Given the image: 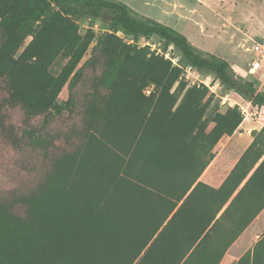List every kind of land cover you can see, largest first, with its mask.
<instances>
[{
    "label": "trees",
    "instance_id": "obj_1",
    "mask_svg": "<svg viewBox=\"0 0 264 264\" xmlns=\"http://www.w3.org/2000/svg\"><path fill=\"white\" fill-rule=\"evenodd\" d=\"M25 1L11 0L1 16L8 29L0 41V117L5 123L9 106L22 109L25 127L8 123L2 128L11 129L16 145L33 142L36 133L43 152L54 145V134L33 128L31 121L44 115L48 122L58 106L72 108V101L57 100L64 86L77 78L91 42V32L79 34V20L106 22L113 29L107 36V50L114 53L126 47L116 32L134 40L158 37L180 53V65L151 54L147 71L160 87L158 92L145 97V103L111 109L96 120L84 118L81 129H75L77 139L54 157L45 180L28 194L15 197L26 204V216L13 214L18 218L13 220L4 215L7 223L13 222L18 241L4 255L7 249L0 238V264H27L11 260L21 248H37L29 264H182L195 241H182V211L195 216L200 228L208 226L264 156L263 126L253 131L252 143L219 189L199 182L179 206L214 157V146L223 135H232L243 118L234 108L216 115L214 127L206 129L201 118L212 95L204 84L187 87L183 67L214 75L226 89L257 107L264 106V91L238 75L228 60L199 49L175 27L123 0H35L24 8ZM26 18L37 24L22 47L18 30L26 26ZM59 56L68 60L54 74L51 67ZM110 65V72L98 79L105 88L108 82H116L114 63ZM118 92L95 94L99 100L110 101L120 97ZM181 92L185 93L179 100ZM218 199L221 203L216 206ZM263 208L264 158L221 217L235 211L242 230ZM262 246L264 235L237 264H255L261 255L264 259ZM200 251L201 246L193 255ZM201 259L209 255L201 253ZM219 259L220 255L215 262L202 264H218Z\"/></svg>",
    "mask_w": 264,
    "mask_h": 264
},
{
    "label": "rangeland",
    "instance_id": "obj_2",
    "mask_svg": "<svg viewBox=\"0 0 264 264\" xmlns=\"http://www.w3.org/2000/svg\"><path fill=\"white\" fill-rule=\"evenodd\" d=\"M34 1L26 0L24 8H27V4L32 5ZM123 1L138 12L175 27L199 49L228 60L238 75L253 81L264 91V65L258 70L252 67V61L256 58L254 46L257 43L264 44V0ZM10 4L11 0H0V41L8 29L1 16ZM89 20L78 22L80 35L92 33L90 45L78 66L79 74L64 86L57 100V103L72 101V108L66 110L58 106L52 111L53 115L49 116L48 122H44V115L37 116L31 121L33 128L42 133L54 134L52 139L54 145L49 151L43 152L44 147L38 141L41 139L38 138L39 133L35 134L33 142L16 145L12 142L14 133L12 135L11 129H2L8 123L25 127L23 111L19 106L7 108L8 122L4 123L5 118L0 117V238H4L3 246L5 250L7 249L4 255H8L15 246L14 242L18 241L11 227L13 222L7 223L9 218L4 215L13 220L18 219L14 215L26 216L28 209L26 204L15 197L28 194L45 180L54 157L70 148L77 139L75 129H81L84 118L96 120L111 109L132 105L137 101L145 103V97L158 92L160 87L150 80L153 74L150 70V73L147 71L151 54L164 55L173 64L180 65V53L173 46L166 47L158 37L134 40L121 32H116L126 47L117 50V53L110 52L107 50L110 45L107 36L113 33V29L100 19ZM23 23L26 26L18 30L22 47L31 40L32 35L28 34L37 22L32 18H26ZM67 60L59 56L53 63L51 71L58 74ZM112 63H114L112 73L116 82H108L105 88L103 83L102 85L98 83V79H104L110 72ZM120 74L123 75V80ZM182 77L187 87L204 84L209 89V95H212V101L201 118V123L206 129L214 127L213 118L216 115H224L234 108L241 111L243 117L236 129H261L264 126V106H254L234 91L226 89L214 75L184 66ZM177 85L178 83L174 85L171 92L175 91ZM115 89L121 94L114 100L112 98L110 101L99 100V95L95 94L111 93ZM184 93L181 92L179 100ZM245 145L246 142L243 147ZM19 237L21 239V236ZM36 252L37 248H21L11 260L29 264ZM0 261L3 259L0 258ZM255 264H264L262 255L255 260Z\"/></svg>",
    "mask_w": 264,
    "mask_h": 264
},
{
    "label": "crops",
    "instance_id": "obj_3",
    "mask_svg": "<svg viewBox=\"0 0 264 264\" xmlns=\"http://www.w3.org/2000/svg\"><path fill=\"white\" fill-rule=\"evenodd\" d=\"M254 130L258 131L260 129H236L232 135H225L222 137L223 139L221 138L222 140L220 139L218 141L212 150L214 157L198 177L197 181L186 196L179 203V206L184 203L185 198L199 182L214 189H219L223 185L239 159L252 143L254 139L252 133ZM244 142H246L245 147H243ZM263 158L264 156L250 171L247 178L253 173ZM246 179L232 196L223 203V206L218 210L208 226L200 228L196 224L197 218H195V216H193L194 218L190 217L187 212L182 211V241L185 238V241L190 243L192 239L195 238L192 246L182 257V264H202L204 261L215 262L219 255L220 259L218 264H237L241 257L248 251L252 250L256 243L261 239L264 235V208L242 230H239L242 224L235 221V211H231L221 217L231 203L233 197L245 183ZM220 203L221 200L218 199L215 204L218 206ZM217 220L218 222L216 223ZM166 223L167 221L164 225ZM199 246H201V251L197 255H193ZM185 248L186 245L182 246V251H184ZM201 253L203 256L204 254L209 255V259H201Z\"/></svg>",
    "mask_w": 264,
    "mask_h": 264
},
{
    "label": "built area",
    "instance_id": "obj_4",
    "mask_svg": "<svg viewBox=\"0 0 264 264\" xmlns=\"http://www.w3.org/2000/svg\"><path fill=\"white\" fill-rule=\"evenodd\" d=\"M88 20L86 19L83 21H88ZM89 21H91V19ZM254 51H255L256 58L252 61V67L254 70H258L264 65V44L257 43L254 46Z\"/></svg>",
    "mask_w": 264,
    "mask_h": 264
}]
</instances>
